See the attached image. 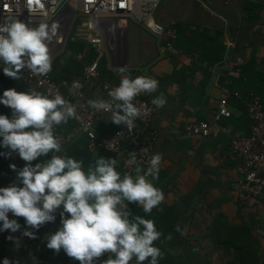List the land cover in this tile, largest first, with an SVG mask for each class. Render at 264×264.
Listing matches in <instances>:
<instances>
[{"label":"crops","instance_id":"0c3cea01","mask_svg":"<svg viewBox=\"0 0 264 264\" xmlns=\"http://www.w3.org/2000/svg\"><path fill=\"white\" fill-rule=\"evenodd\" d=\"M207 1L222 15L199 0H160L153 17L164 27L175 29L176 52L169 53L164 48L166 37L156 39L130 23L122 39L125 44L122 61L108 54L104 56V67L102 70L98 67L99 76L88 87L97 93L104 81L120 82L123 68L133 78L149 76L159 82L156 92L141 93L143 97L152 100L163 93L167 100L150 120L157 133L153 153H161L162 160L158 178H147L163 192L164 199L151 213H145L137 203L124 201L127 208L123 210L131 213L130 222H134L136 215L154 222L171 221L166 242L158 248L167 247L176 264H241V252L248 260L264 264V200H238L236 188L240 176L234 169L235 157L230 147V134L250 131L246 105L251 97L258 96L264 105V0ZM83 52L85 61L72 57L75 65L81 63L84 67L94 56L87 47ZM60 61L67 73H59L67 79L82 77L83 69L78 76L74 73L75 65ZM3 67L0 63V98L10 88L25 92L21 79L6 76ZM223 88L232 93L229 98L232 115L224 121L230 132L217 137L185 134L186 124L211 117ZM0 115L11 118V108L0 103ZM70 126L66 123L64 127L68 130ZM95 128L100 133L115 129L107 119ZM87 142L84 134H77L57 155L82 161L86 173L99 157L116 159L101 150H89ZM9 151L2 146L0 137V153L5 154L0 155V166L14 161L18 170L22 169L26 162L17 152L8 156ZM49 159L50 152L31 164L46 163ZM116 160L117 171L123 177L120 161ZM14 175L21 185L16 172ZM177 225L183 235L176 231ZM41 231L47 243L50 230L46 223ZM169 235L171 239H167ZM4 258L11 264H32L21 248L0 232V264ZM129 264H136L135 257Z\"/></svg>","mask_w":264,"mask_h":264},{"label":"clouds","instance_id":"9594fccd","mask_svg":"<svg viewBox=\"0 0 264 264\" xmlns=\"http://www.w3.org/2000/svg\"><path fill=\"white\" fill-rule=\"evenodd\" d=\"M39 2L28 0L29 11L33 3ZM58 28L56 22L49 29L47 22L30 27L17 17H6L0 24V60L5 65L4 74L19 79L21 70L27 68L34 75L46 76L52 70L48 44L57 35ZM120 77L119 86L108 91L111 102L97 98L90 99L88 105L96 111L111 110V121L117 125L125 123L131 132L134 120L141 115L133 103L135 97L156 92L159 82L149 76L133 78L123 68ZM74 86L78 87L79 83L74 82ZM0 103L12 110L11 118L0 115L2 146L10 149L8 156L17 152L26 162L20 170L15 164L10 165L22 187L15 182L0 187V221L3 222L0 231L20 230L17 220L9 219L10 213L13 217H23L27 226L38 230L46 222H54V213L60 210L61 227L46 237L48 249L57 253L63 249L80 264H94L105 253L109 255L102 264H129L134 257L136 264L146 260L149 264H158L163 254L154 242L162 233L153 220L140 215L130 222L131 213L123 209L127 208L124 201H128L151 213L163 201V192L147 179L158 178L162 154L152 155L143 175L139 174L141 168L136 167L135 178L127 172L122 177L116 168L117 160L104 157L97 158L94 166L89 165L87 173L82 161L65 155H53L46 163L33 166L31 162L38 157L50 151L61 152L53 127L75 118V108L60 94L50 98L36 92H17L14 88L3 92ZM166 103L163 93L152 99L158 108ZM129 156L130 163L136 164L135 153ZM176 231L184 234L179 225ZM22 235L36 238L27 228ZM7 239L15 240L12 236ZM15 242L19 246V241ZM3 264L11 262L4 258Z\"/></svg>","mask_w":264,"mask_h":264},{"label":"built area","instance_id":"2783aa9c","mask_svg":"<svg viewBox=\"0 0 264 264\" xmlns=\"http://www.w3.org/2000/svg\"><path fill=\"white\" fill-rule=\"evenodd\" d=\"M160 0H40L39 4L31 5L29 11L28 0H0V24L6 17L13 16L28 24L38 26L42 22L59 24L57 35L48 44L51 62L59 59L65 53L67 44L70 42L83 43L87 49L95 54L83 67L80 79L62 78L53 79L48 73L46 76L34 75L27 68L22 69L20 79L25 92H36L54 97L60 94L76 110L75 118H70L71 126L65 129V124L54 125V135L59 139L61 148L71 143L77 134H84L87 139L88 149L91 151L101 150L109 156L119 159L121 170L135 175L136 167L141 168V175L147 170L148 162L153 153V141L157 136L156 130L150 126L152 115L157 112L158 107L152 104V100L143 97L141 94L135 97L133 103L141 111L140 117L134 120L135 127L131 132L125 123L119 125L111 121L112 111H96L89 107L90 99H103L111 102L108 91L119 86L120 82L111 83L104 81L99 85V91L94 93L88 85L96 81L99 76V63L102 57L109 53L118 61H122L121 54L124 53L123 37L130 23L140 26L149 32L156 39L166 37L164 48L169 53H175L173 41L176 38V31L173 28H166L158 23L153 13L158 8ZM72 57L76 61H85L86 55L83 50L73 52ZM0 63L3 61L0 60ZM74 82L79 86L75 87ZM231 94L223 88L218 100L217 107L207 120L186 124L185 134L202 137H217L220 134L229 133V128L224 123L232 115L229 107ZM236 95V93L234 94ZM246 113L251 119L250 131L248 134H230L231 153L235 157L234 169L240 176L236 188L238 200L261 198L264 200V105L260 98L253 95L246 105ZM107 119L113 124L112 131L98 132L95 125ZM129 153H135L136 164L130 163ZM58 153L50 151V159ZM18 165L9 161L0 166V187H8L16 182L15 172L10 165ZM18 184V183H17ZM18 186H23L22 184ZM54 222H46L52 234L60 227V210H57ZM21 225L20 230L0 231L4 237L12 236L15 240H9L16 244L25 253L32 264H80L78 260L70 258L61 249L59 253L50 250L42 236V226L37 230L25 224L23 217H13ZM3 222L0 221V228ZM35 233L36 238L32 239L23 236L22 232ZM108 253L94 260V264H102L108 258Z\"/></svg>","mask_w":264,"mask_h":264},{"label":"trees","instance_id":"16d2710c","mask_svg":"<svg viewBox=\"0 0 264 264\" xmlns=\"http://www.w3.org/2000/svg\"><path fill=\"white\" fill-rule=\"evenodd\" d=\"M71 46L70 49L72 50H79L82 48V44L80 43H68L67 44V48L69 46ZM92 54H95V53H92ZM65 62V65H75V61L72 59V57L68 56L67 55V58H64L63 60ZM106 63V59L105 57H102L101 60H100V63H99V70H102V68L104 67ZM82 64L81 63H78L74 66V73L78 76H80L81 74V71H82ZM50 76L55 79V80H59V79H62V78H66V76H63L61 73L55 71L53 68L52 70L49 72ZM69 124H71V122H67ZM171 221L169 220H165V221H162V220H157L155 222V225H156V229L162 233L161 237L159 240L155 241L154 242V246L155 247H159L162 243H164V241L166 240V232L167 231H170V228H171ZM43 228V226L41 227ZM52 235V233L50 232L49 236ZM166 242V241H165ZM235 246V245H234ZM238 247V246H237ZM240 250H242V247L239 245ZM161 250V253L163 254V258H158V264H176V262L173 261V257L172 255L170 254L169 250L167 247H165L164 249L160 248ZM150 259V258H149ZM240 263L241 264H256V261H251V260H248L246 258V256H244V254H242V252L240 253ZM143 264H149V261L146 260V262L144 261Z\"/></svg>","mask_w":264,"mask_h":264},{"label":"water","instance_id":"95a60500","mask_svg":"<svg viewBox=\"0 0 264 264\" xmlns=\"http://www.w3.org/2000/svg\"><path fill=\"white\" fill-rule=\"evenodd\" d=\"M203 5H205L208 9L212 10L213 12L217 13L218 15H222V13L215 8L214 6H212L207 0H199ZM127 32V30H126ZM125 51V44H124V50ZM110 57H113L111 53H109ZM52 67L54 70H56L57 72H62L63 74L66 75L67 71L66 70H62V63L60 61V59H56L53 64Z\"/></svg>","mask_w":264,"mask_h":264},{"label":"rangeland","instance_id":"374dc122","mask_svg":"<svg viewBox=\"0 0 264 264\" xmlns=\"http://www.w3.org/2000/svg\"><path fill=\"white\" fill-rule=\"evenodd\" d=\"M70 43H74V42H70ZM84 45V44H83ZM69 46V45H68ZM71 46H69L68 48H66V51L64 54L61 55V57L59 58L60 60H64V58H67V55L72 57V54L74 52V50L70 49ZM86 48V47H85ZM85 48H82V50H84ZM72 52V53H71Z\"/></svg>","mask_w":264,"mask_h":264}]
</instances>
